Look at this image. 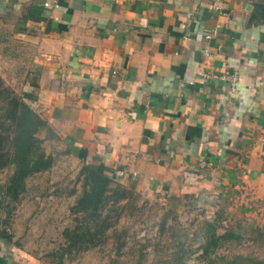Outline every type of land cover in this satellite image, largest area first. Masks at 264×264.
Masks as SVG:
<instances>
[{
	"label": "crops",
	"instance_id": "crops-1",
	"mask_svg": "<svg viewBox=\"0 0 264 264\" xmlns=\"http://www.w3.org/2000/svg\"><path fill=\"white\" fill-rule=\"evenodd\" d=\"M0 63L77 158L264 246V0H0Z\"/></svg>",
	"mask_w": 264,
	"mask_h": 264
},
{
	"label": "rangeland",
	"instance_id": "rangeland-1",
	"mask_svg": "<svg viewBox=\"0 0 264 264\" xmlns=\"http://www.w3.org/2000/svg\"><path fill=\"white\" fill-rule=\"evenodd\" d=\"M1 64L4 80L8 66ZM38 136L44 138L45 132ZM57 138L42 142L53 158L52 166L27 177L17 200L3 195L13 167L0 170V235L13 248L42 264H264V246L252 240H229L201 257L205 221L201 211L192 205L173 206L155 193L131 192L110 208L105 232L99 235L102 243L67 251L64 229L76 223L78 214L71 207L81 193L79 171L85 162Z\"/></svg>",
	"mask_w": 264,
	"mask_h": 264
},
{
	"label": "trees",
	"instance_id": "trees-1",
	"mask_svg": "<svg viewBox=\"0 0 264 264\" xmlns=\"http://www.w3.org/2000/svg\"><path fill=\"white\" fill-rule=\"evenodd\" d=\"M42 131L45 132L44 138L38 136V132ZM56 137L46 119L0 76V170L13 167L3 185L5 197L17 200L25 189L27 177L52 166L53 158L45 153L42 142ZM79 176L82 181L81 193L71 207L78 216L72 228L64 229L67 251L90 249L102 243L103 239L99 235L105 232L110 208L134 192L123 185L107 166L98 169L93 164L83 163ZM217 228L218 218L204 221L203 241L199 244L201 257L207 258L225 241L238 242L241 239L239 234L231 230L219 234ZM57 264H61V261Z\"/></svg>",
	"mask_w": 264,
	"mask_h": 264
},
{
	"label": "built area",
	"instance_id": "built-area-1",
	"mask_svg": "<svg viewBox=\"0 0 264 264\" xmlns=\"http://www.w3.org/2000/svg\"><path fill=\"white\" fill-rule=\"evenodd\" d=\"M49 3L48 2H44V5H48ZM213 34V32L211 33H207L205 35V38H209L211 35ZM205 54L208 55L207 51L205 50ZM199 74L202 75L203 78L207 79L209 77H213V78H219V77H223V76H219L217 74H208V73H204L202 71H199ZM224 78L228 81L229 83V89L231 92H237V83H238V80H239V77H238V74L236 72H233L231 74H227L224 76ZM261 142L264 144V136L262 137L261 139Z\"/></svg>",
	"mask_w": 264,
	"mask_h": 264
}]
</instances>
